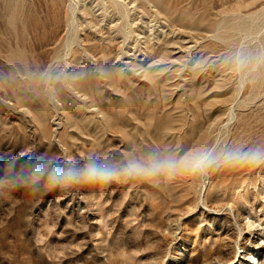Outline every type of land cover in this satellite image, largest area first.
Masks as SVG:
<instances>
[{"label": "rangeland", "instance_id": "obj_1", "mask_svg": "<svg viewBox=\"0 0 264 264\" xmlns=\"http://www.w3.org/2000/svg\"><path fill=\"white\" fill-rule=\"evenodd\" d=\"M261 52L264 0H0V264H264V166L183 163L264 151Z\"/></svg>", "mask_w": 264, "mask_h": 264}, {"label": "clouds", "instance_id": "obj_2", "mask_svg": "<svg viewBox=\"0 0 264 264\" xmlns=\"http://www.w3.org/2000/svg\"><path fill=\"white\" fill-rule=\"evenodd\" d=\"M253 61L257 68L264 66V52L257 53L253 57H237L234 63L238 68H242ZM193 63H195V61H193ZM177 163V161H168L162 164H153L149 169H139L129 166L125 171L129 174H157L164 172L172 175L177 169ZM183 163L185 168L200 173H207L209 169L221 163L224 165L243 163L252 166H264V151L233 152L225 150L221 154H217L213 151L197 152L185 158ZM50 178L54 185L80 179L89 182H109L113 178V172L111 169L100 166H91L83 173L75 169L66 170L57 166L51 170Z\"/></svg>", "mask_w": 264, "mask_h": 264}]
</instances>
